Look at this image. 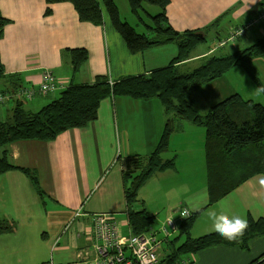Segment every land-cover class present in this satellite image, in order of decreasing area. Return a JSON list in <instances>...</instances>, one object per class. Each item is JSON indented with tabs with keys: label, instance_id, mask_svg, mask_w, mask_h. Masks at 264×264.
Returning a JSON list of instances; mask_svg holds the SVG:
<instances>
[{
	"label": "crops",
	"instance_id": "1",
	"mask_svg": "<svg viewBox=\"0 0 264 264\" xmlns=\"http://www.w3.org/2000/svg\"><path fill=\"white\" fill-rule=\"evenodd\" d=\"M98 1L103 7V25L81 21L75 6L68 1L55 3L53 13L48 16L46 0H0L1 13L11 20L0 39L6 68V75L0 77V91L38 87L45 69H50L60 83L55 92H36L31 99L0 104V121L7 114L12 115L16 103L37 111L71 83H94L101 74H107L112 81L141 74L167 65L177 54L175 43L132 52L114 27L103 0ZM115 2L120 9L122 1ZM263 10L264 0H171L166 8L177 29H200L203 39L207 31L217 34L215 46L198 55L192 52L186 61L188 66L198 65L202 58L229 44L240 41L245 47L263 37ZM255 20L259 21L244 36L218 46L232 29ZM76 48L89 52L78 71L72 64V51ZM227 51L226 54L233 52ZM254 62L264 88V57H257ZM253 82L244 68L235 66L202 86L194 98L200 112L206 113L212 105L234 93L250 99L244 91L257 94L251 86ZM260 92L264 95V91ZM167 118L158 97L109 96L102 100L98 118L89 125L65 130L54 139H18L0 148V156L7 153L11 163L18 166L0 172V216L16 224L15 230L0 232V264H88L98 257L92 219L97 213L116 218L123 237L132 234L121 159L150 153L162 135ZM176 122L180 129L174 132L164 153L165 158L175 157L176 166L154 173L141 188L134 206L138 210L145 207L153 216L152 228L159 229L168 219L179 225L186 208L191 213L199 212L192 237L215 231L209 219L211 212L236 215L247 221L250 217H264V187L260 185L264 174L261 173L209 204L206 130L189 120ZM21 167L37 175L44 196ZM178 232L179 228L163 241L162 257L173 251L176 243L172 240ZM62 240L66 242L64 245ZM262 254L264 235L251 238L247 246L213 244L176 260L185 264H251Z\"/></svg>",
	"mask_w": 264,
	"mask_h": 264
},
{
	"label": "trees",
	"instance_id": "2",
	"mask_svg": "<svg viewBox=\"0 0 264 264\" xmlns=\"http://www.w3.org/2000/svg\"><path fill=\"white\" fill-rule=\"evenodd\" d=\"M66 1L75 6L81 21L104 24L103 7L98 0H46L45 15L53 13L55 3ZM128 1L132 12L146 26L147 32H139L129 22L124 21L115 0H103V4L129 49L139 52L175 43L178 52L171 61L151 71L125 75L113 81L107 74H101L97 75L94 83H71L56 99L37 111L27 110L22 103H16L9 120L0 121V148L18 139H54L65 130L89 125L98 118L102 100L109 96H128L135 99L158 97L168 118L157 145L148 154H135L121 159L124 165L128 218L132 233L141 234L151 227L154 218L145 207L138 210L134 206L139 201L141 188L154 173L176 166L175 157L165 158L164 153L170 147L174 132L180 129L177 120H189L206 130L209 204L217 202L252 176L264 174V104L234 93L202 113L194 98V94L202 86L218 79L235 66L244 68L263 87L254 60L264 57V36L243 49L229 54H211L202 58L198 65L188 66L186 61L203 40L199 35L202 31L177 29L166 12L171 0ZM147 3L159 6L161 11L157 14L150 13L146 9ZM142 12L148 14L149 23L145 21ZM10 21L0 11V39ZM88 57L87 49H73L74 70H80ZM5 75L6 68L0 51V77ZM15 167L18 166L11 163L7 153L0 156V172ZM21 168L30 176L39 194L44 196L37 175L29 168ZM198 213H191L179 223L178 235L172 240L176 243L175 247L171 253L161 257V264H174L177 262L176 258L213 244L247 246L251 238L264 235V217H250L243 237L235 241H228L215 231L192 237L191 230ZM15 226L14 220L0 216V232L15 230ZM182 237L185 239L177 243ZM251 264H264V254Z\"/></svg>",
	"mask_w": 264,
	"mask_h": 264
},
{
	"label": "built area",
	"instance_id": "3",
	"mask_svg": "<svg viewBox=\"0 0 264 264\" xmlns=\"http://www.w3.org/2000/svg\"><path fill=\"white\" fill-rule=\"evenodd\" d=\"M261 18H264V10L261 13ZM258 21L255 20L234 28L226 38L219 41L218 46H224L228 42L244 36L248 28ZM31 88L22 86L21 91H17V88L14 91L3 93L0 95V103L4 102L6 98L12 100L21 97L30 99L36 92H55L60 88V83H58L56 76L50 69H45L39 86ZM93 217V232L97 240L98 257L88 264H161L160 250L162 243L178 230V223L173 219H168L159 229H154L151 226L144 233H132L126 238L122 236L116 218L110 214L97 213ZM174 264H185V262L177 261Z\"/></svg>",
	"mask_w": 264,
	"mask_h": 264
},
{
	"label": "rangeland",
	"instance_id": "4",
	"mask_svg": "<svg viewBox=\"0 0 264 264\" xmlns=\"http://www.w3.org/2000/svg\"><path fill=\"white\" fill-rule=\"evenodd\" d=\"M122 2H120V12H121V18L124 20V21H127L129 22L132 26H134L136 28L137 31L139 32H147V28L144 24L141 23L140 19L135 15L133 14V12L131 11V6L128 2V0H121ZM146 9L151 12L152 14H157L160 10V7L157 6V5H152V4H146ZM143 14V17L145 18V20L149 23V19H148V16L146 15V13L142 12ZM233 30V29H232ZM217 34L215 31H207L206 32V39H203L200 46L195 49L193 51V54L194 55H198V54H201V52L206 49V51L209 50V47H214L215 46V38H216ZM259 39V38H258ZM257 39V40H258ZM232 42V41H231ZM255 42V41H254ZM251 43H248V45H246L245 47L251 45ZM243 45V43H241L240 41H237L236 43H232V44H229L228 46H226L225 48H221L219 49L216 54H226L228 51V49H231L233 52L235 50H239V48ZM244 46L241 47V49L245 48ZM254 81V80H253ZM242 82V80L240 79L239 83ZM260 88V89H263V87H261L256 81H254L251 86L253 87V89L256 91L257 94L255 93H251L250 91H244V94L245 96L247 97H250V99L254 100L255 102H262L264 101V95L262 94V92L258 91L259 89L256 87V85ZM22 86L20 88L17 89V91H21L22 89ZM28 88H31V87H28ZM33 89V88H31ZM16 90V89H15ZM14 91V90H13ZM3 93H7V91H0V95L3 94ZM60 93H55L54 96H51L49 101H47V103L51 102L52 100L56 99L58 96H59ZM52 95V94H51ZM36 96V93L33 95V97ZM50 96V95H49ZM17 97H21V96H17ZM31 97V98H33ZM30 98V99H31ZM20 99H23L22 97L21 98H15L13 100H20ZM9 100H12L10 98H6L4 100V102L2 103H5ZM261 100V101H259ZM0 103V104H2ZM45 103V105L47 104ZM11 116L9 114H7L3 119L1 120H9ZM202 184H199V186H201ZM93 221H94V217L92 218ZM181 242V241H180ZM66 242L65 240H62V245H64ZM53 249H51V251H53ZM160 256H161V252H160ZM162 257V256H161ZM52 258V257H51ZM50 258V259H51Z\"/></svg>",
	"mask_w": 264,
	"mask_h": 264
},
{
	"label": "clouds",
	"instance_id": "5",
	"mask_svg": "<svg viewBox=\"0 0 264 264\" xmlns=\"http://www.w3.org/2000/svg\"><path fill=\"white\" fill-rule=\"evenodd\" d=\"M258 91H264V89ZM260 185L261 187H264V178L260 179ZM181 215L187 217L190 215V212L188 209H184ZM209 219L213 222V229L215 232L228 241H235L238 238L243 237L248 228L247 220L236 215L229 217L223 212L220 214L211 212L209 213Z\"/></svg>",
	"mask_w": 264,
	"mask_h": 264
},
{
	"label": "water",
	"instance_id": "6",
	"mask_svg": "<svg viewBox=\"0 0 264 264\" xmlns=\"http://www.w3.org/2000/svg\"><path fill=\"white\" fill-rule=\"evenodd\" d=\"M199 35H201V37H203V35L201 33H199Z\"/></svg>",
	"mask_w": 264,
	"mask_h": 264
}]
</instances>
